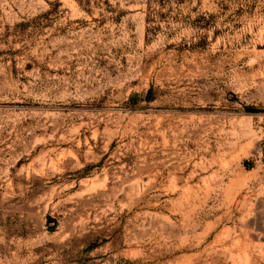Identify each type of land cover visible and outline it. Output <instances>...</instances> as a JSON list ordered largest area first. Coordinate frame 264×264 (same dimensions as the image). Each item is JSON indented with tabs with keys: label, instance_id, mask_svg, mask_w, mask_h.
I'll return each instance as SVG.
<instances>
[{
	"label": "rangeland",
	"instance_id": "1",
	"mask_svg": "<svg viewBox=\"0 0 264 264\" xmlns=\"http://www.w3.org/2000/svg\"><path fill=\"white\" fill-rule=\"evenodd\" d=\"M263 138L264 0H0V264H264Z\"/></svg>",
	"mask_w": 264,
	"mask_h": 264
},
{
	"label": "built area",
	"instance_id": "2",
	"mask_svg": "<svg viewBox=\"0 0 264 264\" xmlns=\"http://www.w3.org/2000/svg\"><path fill=\"white\" fill-rule=\"evenodd\" d=\"M262 145L259 152V162L264 165V138L261 141Z\"/></svg>",
	"mask_w": 264,
	"mask_h": 264
},
{
	"label": "trees",
	"instance_id": "3",
	"mask_svg": "<svg viewBox=\"0 0 264 264\" xmlns=\"http://www.w3.org/2000/svg\"><path fill=\"white\" fill-rule=\"evenodd\" d=\"M150 92H151V91H150ZM150 92H149V93H150Z\"/></svg>",
	"mask_w": 264,
	"mask_h": 264
}]
</instances>
